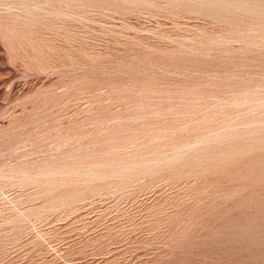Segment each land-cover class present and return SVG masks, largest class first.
I'll return each mask as SVG.
<instances>
[{
    "label": "rangeland",
    "instance_id": "obj_1",
    "mask_svg": "<svg viewBox=\"0 0 264 264\" xmlns=\"http://www.w3.org/2000/svg\"><path fill=\"white\" fill-rule=\"evenodd\" d=\"M0 264H264V0H0Z\"/></svg>",
    "mask_w": 264,
    "mask_h": 264
}]
</instances>
